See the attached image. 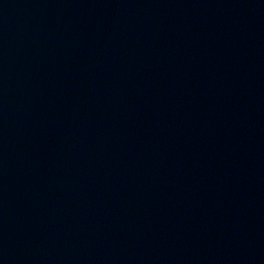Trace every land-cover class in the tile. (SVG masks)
<instances>
[{
	"label": "water",
	"instance_id": "obj_1",
	"mask_svg": "<svg viewBox=\"0 0 264 264\" xmlns=\"http://www.w3.org/2000/svg\"><path fill=\"white\" fill-rule=\"evenodd\" d=\"M0 264H264V0H0Z\"/></svg>",
	"mask_w": 264,
	"mask_h": 264
}]
</instances>
